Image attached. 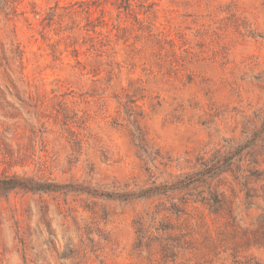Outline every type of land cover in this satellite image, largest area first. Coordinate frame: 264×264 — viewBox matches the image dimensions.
I'll use <instances>...</instances> for the list:
<instances>
[{
	"label": "rangeland",
	"instance_id": "374dc122",
	"mask_svg": "<svg viewBox=\"0 0 264 264\" xmlns=\"http://www.w3.org/2000/svg\"><path fill=\"white\" fill-rule=\"evenodd\" d=\"M0 264H264V0H0Z\"/></svg>",
	"mask_w": 264,
	"mask_h": 264
},
{
	"label": "trees",
	"instance_id": "16d2710c",
	"mask_svg": "<svg viewBox=\"0 0 264 264\" xmlns=\"http://www.w3.org/2000/svg\"><path fill=\"white\" fill-rule=\"evenodd\" d=\"M2 1L6 4L7 7H9L12 3L15 2V0H2ZM16 180H17L16 178H10L9 180H3V181L4 182L11 183L12 185L9 186V187H14V186H17V184H15L16 183L15 182ZM39 187H44V185L43 184H39ZM103 194L106 195V196H110V197L113 196V195H115V194H113L111 192H105Z\"/></svg>",
	"mask_w": 264,
	"mask_h": 264
}]
</instances>
